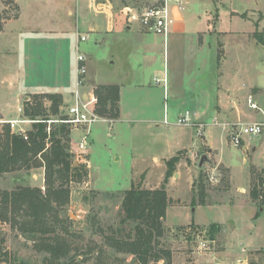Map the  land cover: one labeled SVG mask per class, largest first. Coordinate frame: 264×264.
I'll return each mask as SVG.
<instances>
[{"label": "rangeland", "instance_id": "374dc122", "mask_svg": "<svg viewBox=\"0 0 264 264\" xmlns=\"http://www.w3.org/2000/svg\"><path fill=\"white\" fill-rule=\"evenodd\" d=\"M2 1L4 5L0 9V31L4 29L5 23L19 14L17 0ZM34 1L21 0L25 8L23 21L33 13ZM123 1L130 5H138L147 0ZM118 2L122 3L121 0ZM171 9L175 19L173 28L183 25L186 30L180 33L178 38L170 35L167 43L159 42L160 58L164 49L170 56L169 71L164 79L167 82L169 78V93L163 92L162 87L166 82H163L164 71L160 69L151 75L156 73V79L159 80L158 82L152 80L155 88L147 84L126 89L130 103L134 101L135 96H137L136 103L139 104L144 105L149 98L153 99L154 103H158L153 118L160 119L161 127L158 128L154 123L147 124L146 120L150 118L152 111L147 109L148 106L145 104L143 109L129 116L133 120L134 128L137 125H150L148 128L138 132L129 126V121H120L115 124L111 135H108V130L103 128L100 130V137H97L93 130L88 136L86 154L88 162L73 160L75 166L82 165L83 176L81 178L73 176L66 186L70 188L69 202L60 206L61 221L55 226V234H51L62 237L61 239L69 243L67 256L51 260L49 252L37 248L39 241L22 233L17 226L13 227L10 221L0 220V248H3L0 251V264H131L133 262L139 264L140 261H136L133 254L120 251L111 244L112 238L124 240L126 236L134 235L135 223L122 221L125 190L132 185L144 188L164 186L171 198L164 219L165 231L153 243L156 249L170 250L171 260L162 258L155 262L154 259H150L148 264H238L239 255L236 254L242 253L241 242L248 249L254 250L248 255L246 264H264V211L259 207L262 198L254 201L255 198L251 194L257 182L256 180L254 182L253 178L252 188L250 187L245 195L251 202H245V196L237 190V186H246L248 181L246 164L243 162L246 157L247 141L258 146L257 157L263 153L261 141L254 136L242 134L244 144L235 147L231 134L229 136L231 126L224 128L222 124L211 125L212 120L221 123L225 120L221 116L216 119L215 111L218 104L221 107L226 104L228 90L232 91L233 97L238 92L249 116L256 115L258 120L262 119V112L248 107L243 97L248 93L249 87L262 88L263 92L259 96L261 102L256 100V103L264 110V0H190L184 11L175 3H171ZM73 10L72 15H68L67 11L62 12L64 25L75 27L79 15L75 7ZM217 13H219V21L217 25L215 24L217 29L228 31V34H220L217 30L215 32L209 29V25L217 21ZM86 14L91 16L92 12L87 10ZM79 28L85 30L86 27L81 25ZM50 38L52 41L61 39L64 46L62 57L68 61L69 40L64 41L61 34ZM82 45L92 57L90 66L92 79L97 80L99 76L111 79L118 75L120 70L116 71L115 65L111 64L109 45L98 47L93 34L90 40L83 42ZM14 46L13 39L0 32V132L5 124L4 120L13 116L26 117L25 106L28 103L35 104L34 94L20 93L21 90L29 91L33 86L39 87L48 81L51 82L55 71L54 63L49 64L53 68L43 64L31 67L29 41L23 44L21 51L16 52L17 61L14 62ZM49 49L50 51H44L42 47L37 52L44 51L49 56V53L53 52V49ZM221 49L225 54L223 59L219 60ZM6 50L8 53L5 52ZM114 51L117 54L115 49ZM97 53L102 59H98ZM131 80L128 79V82L131 83ZM178 93L180 95L177 96ZM196 93L197 97H195ZM175 97L183 99L176 101ZM128 98L125 105L128 104ZM39 99L44 107L49 109L50 101L44 96ZM97 102L98 98L95 95L89 106L96 113ZM208 102V111L201 114L199 109ZM66 106L63 103L60 114L51 116L52 119L64 118ZM186 111L198 112L200 121H211L204 134L217 149V154L224 163L233 165L234 193L231 189L230 192L224 189L227 180L221 182L222 174H219L220 182L211 180V175L214 173V169L211 168L216 167L215 164L198 170L200 158L197 157L193 161L187 151L179 152V155L184 163L195 165L196 171L191 174L194 178L180 176L177 167L175 173L178 174L175 177L174 173L167 179L168 182L162 178L165 169L153 160L155 156L161 159L167 155L165 149L168 136L161 138V131L168 132L169 139L174 144L176 142L178 144L186 137V146H192L190 153L197 150L205 139L196 135L193 125L177 124L179 116ZM248 121V118L243 117V122ZM26 127L31 125L27 124ZM237 129H240L239 125ZM84 134L85 129L72 130L71 142L74 146L71 143V151L78 149L76 143ZM204 151L206 148L201 150ZM212 158L214 159L213 155ZM141 168L148 169L140 174ZM220 169L222 166L218 167V170ZM200 171L202 175H199ZM59 184L58 181L56 186ZM27 185L46 191L44 165L6 172L0 176V189L12 190ZM202 188L205 202L201 201L199 195ZM257 211L260 214L256 216ZM213 223L220 225L219 230L214 233L211 232ZM224 237L228 247H233V252L230 254L232 261L227 260L228 255L222 254ZM202 241H207L209 245V248L203 251L198 250ZM257 248L260 250H256Z\"/></svg>", "mask_w": 264, "mask_h": 264}, {"label": "crops", "instance_id": "0c3cea01", "mask_svg": "<svg viewBox=\"0 0 264 264\" xmlns=\"http://www.w3.org/2000/svg\"><path fill=\"white\" fill-rule=\"evenodd\" d=\"M122 1L123 0H121V2ZM189 1L190 0H184L185 8H186V4H188ZM34 2L36 3L34 4ZM34 2L32 3L33 13H31V16L28 17V19H25V21H23L25 8L21 0H17V3L19 5L18 16L13 20L5 23L4 29L1 30L0 32L4 35H7L10 39H13V43L15 44L14 53H13L14 62L17 61L15 57L16 52L21 51L23 44L29 41L31 67H38L41 64L49 65L51 63L52 64L54 63L55 71L53 73V79L51 82L48 81L47 83L42 84L39 87L33 86L29 91L21 90L20 93L24 92V93L34 94V93L57 92L62 95L64 105L70 104L73 100V93L76 90L77 55L78 53H82L86 56V64L88 67L86 82H85V86L83 87V90L85 91V98L87 100L92 101L95 99V88L98 85H118L120 87L119 116L114 118V117L102 116L95 112L99 117V120H97L92 125H90L89 127L90 133L93 132V130H95V135L97 137H100L99 136L100 130L104 128L108 130L107 134L111 135V131L114 128L115 124L120 121L121 122L129 121V126L134 128L132 124L133 120H131L132 118L129 115H134L139 111V109H143L145 104L146 106H148L147 109H150V111H152V114L149 116L150 118L146 120L148 121L147 124L154 123V125H156L158 128L161 127L160 119L153 118L154 114H156L157 112L158 103L156 102L154 103V100L149 98L148 102L145 103L144 105L139 104L136 103L137 96H135L136 98H134V101L130 103L129 101L130 98L127 97L126 89L129 90L130 88H133L135 86L141 87L147 84L155 88L153 86L152 80H156V75H155L156 73L153 76L151 75L158 69L164 71L163 82L164 83L166 82V80L164 79H165V75L167 77V72L169 71L170 56L166 54V50L164 49L163 56L162 58H160V55L158 54L159 42L163 41L164 43H167V40L170 37V35H173V38L174 37L178 38V35L180 33L182 34L186 30L183 25L179 26V28H175V29L173 28L166 40L162 35L143 31L142 29H140L139 25L137 24H131V25L125 24L122 18L123 16L120 14V10H119L120 8L126 5H129L124 1L120 4L118 0H35ZM3 5H4L3 1L0 0V9L1 7H3ZM100 5L104 7L103 11L100 9L101 8ZM73 7H75L76 12L79 15V18H77L75 27H71V25L66 26L67 24L64 25L62 21L63 18L62 12L65 13V11H67L68 15H72L74 13ZM43 10H45V12ZM87 10H90L93 15L91 14V16H88L86 14ZM217 14H218L217 21L214 24H210L209 29H213V31L215 32L217 30L219 31L220 34H228L229 33L228 31H222L217 29L216 23H218L219 21V13ZM80 17H81V21H80ZM210 18L211 17H209V19ZM81 25L86 27L85 30H80L79 27ZM90 33L94 35L98 47L103 46L104 44L106 46L107 45L110 46L111 64L115 65L117 69L116 71L120 70V72L116 77L113 76V78L110 79V78H105L104 76H99L97 77V80L92 79L90 75V66L92 62V57L91 54L85 51V47L82 45L83 42L85 41L87 42L90 40L91 37ZM56 34L58 35L61 34L63 36L64 41L69 40V43H67V45H69L70 48L68 61L67 59L62 57V49L64 46L62 45L63 42L61 41V39L52 41L50 38L51 36H54ZM80 35H86L87 40L81 41ZM42 47L44 51H50L49 48H51L53 49V52H50L49 56L44 51L37 52V50ZM35 49H36V53H34ZM114 49L117 51V54L114 51ZM120 50L121 52H119ZM220 51L221 52L219 53V60H222L225 52L222 49ZM5 52L8 53V50H6ZM5 52H3L4 55ZM38 53H45V54L40 55ZM97 57L98 59L100 58L102 59V56L99 55L98 53H97ZM62 66L63 68H61ZM136 67L138 69H136ZM50 68L53 67L50 66ZM19 77L22 78V76ZM128 79H132L131 80L132 82L131 83L128 82ZM162 88H163V92L167 91L169 93V89H170L169 78L167 79L166 84L163 85ZM160 90L162 89L160 88ZM261 92H263V89L260 87L248 88V93L246 94L245 97H243L244 100L246 99L248 107H251L248 102V98L250 95H252L253 100L255 102L256 100L261 102L259 97ZM178 95H180V93H178L177 96ZM197 96L198 94L196 93L195 97ZM127 98H128V104L125 105V103H127ZM180 99L183 98L178 99L175 97L176 101L178 100L182 101ZM208 108H209V102L203 105L199 109V111L201 114H205L208 111ZM252 109H257L260 112H262V119H264V110L260 109V107L259 109L258 108H252ZM195 113L197 114L196 120L200 121V119H198L199 113L198 112ZM215 114H216L215 117L216 119L218 116H221L225 120L222 123L219 122L218 120H212V122L210 121L211 125L222 124L224 128L231 126L229 136L230 134L234 133V130L236 131L238 130L233 125L238 122H243V117L248 118L249 119L248 122L259 121L256 118V115L249 116L246 113L244 105L243 103H241V98L238 95V92L233 97L232 91L230 90H228L226 94V104H224L222 107L220 106V104H218L217 111H215ZM12 118L15 117L13 116ZM201 122L205 124V129L207 125L210 124V122H206L202 120ZM177 124L180 125L179 123ZM149 126L137 125L135 126L134 130L140 132L141 130L148 128ZM73 129L74 128H72V130ZM82 129H85L86 131L87 128H82ZM195 132H196V127H195ZM167 136L168 139L166 141V149H165L167 155L161 157V159L157 156L153 157V160H155V162H157V164L161 166V168L165 169L163 170L164 172L162 176L163 179H165L166 172L168 169L167 161L175 156L179 157L178 162H176L175 164V170L177 167L178 172H180V176L183 175V177L184 176L189 177V179L194 178V175L191 176V174H194V172L196 171L194 168L195 165H189L188 163H184V160H182L181 156L179 155V152L187 151V153L189 154V156L192 158L193 161H195L197 157L200 158L197 165L198 170H202L203 168H205V166L207 167L209 165L211 166L212 164H215L216 167H212L211 169L212 170L214 169L213 175L216 176V180H212V181L220 182L219 174H222L221 182L224 183V181L227 180V184L225 185L224 189L228 191L231 189V191H233V187H232V183H234L233 165L230 164L228 165L224 163L222 158L218 156L217 149H215L212 142L208 141V139L205 137V134H204L205 139L201 143L202 145L197 150L192 151L191 153L189 152V150L192 148V146L190 147L186 146V142H185L186 137L182 138L178 144L177 142L174 144L169 139L168 132H166L165 130L161 131L160 134L161 138H165ZM78 142L76 143V147ZM71 143L73 145V142ZM243 144H244V140H243ZM203 148H206V151L201 152ZM245 151H246V157L244 158L243 162L246 164V175L248 181L246 186L245 185L237 186V190L240 194L245 196L248 192V189L252 186V182L254 178V182L256 180L257 183L255 184V186L253 185L254 188L252 189L251 194L253 195L254 189L257 190L259 196L257 198L253 196L255 198L254 201H256V199L258 198L260 199V197L262 198V193L264 190V148L262 146L263 153L260 155V157H257L256 155L258 151V146L253 145L252 143L247 141ZM205 154L207 155L208 158L207 160H205L206 162L204 161V163L201 165L200 163L201 158ZM212 155L214 156V159L212 158ZM220 166H222V169L218 170V167ZM143 170L144 169L141 168L140 174L146 171ZM201 172L202 171H200L199 175H202ZM177 174L178 173H175L174 177ZM133 177L136 176L133 175ZM169 182L172 183L173 181H169ZM157 187L159 186L157 185L154 187H147V188H157ZM234 192L235 191H233V193ZM245 202H251L248 200V196H245ZM259 207L261 208L262 211H264V206L260 205ZM223 241H224L223 242L224 248L222 250V254L228 255L227 257L229 259L227 260L232 261L230 254H232L233 252V247L232 246L228 247V245L226 244L225 237ZM240 250L242 253L236 254L239 255L238 256L239 259L237 258V263L246 264L248 262V255H250L251 252L254 250L248 249L242 242H241ZM256 250H260V248H257ZM218 264H223V263H218Z\"/></svg>", "mask_w": 264, "mask_h": 264}, {"label": "trees", "instance_id": "16d2710c", "mask_svg": "<svg viewBox=\"0 0 264 264\" xmlns=\"http://www.w3.org/2000/svg\"><path fill=\"white\" fill-rule=\"evenodd\" d=\"M261 41L263 39L261 38ZM98 98L96 111L99 115L108 117L119 116L120 87L118 85H98L95 88ZM44 96L50 101L46 109L39 99ZM35 104L25 106L24 115L34 119L28 131V139L21 134L12 132L5 123L0 132V176L6 172L21 169H32L45 166L46 191L39 187L18 186L12 190L0 189V220L10 221L30 238L39 243L37 248L50 253L51 260H58L67 256L69 243L55 234V226L59 219V208L69 202L70 188L66 187L73 176H83L82 165L75 166L71 152L70 125L63 122H52L48 132V120L51 116L60 114L63 97L60 93H34ZM63 118V117H59ZM70 126V127H69ZM179 157L175 156L167 161L165 180L174 174L175 164ZM60 182L56 186L57 182ZM168 182V180L166 181ZM201 201L205 202V193L202 188L199 192ZM253 196L259 194L254 189ZM261 203H264V190ZM171 198L167 189L144 188L132 185L125 190L122 208V221L135 223L134 235H128L123 240L112 238V245L120 251H126L135 256L139 264H148L150 259L155 262L162 258L171 260L172 252L168 249H156L153 243L165 231L164 219ZM262 205V204H261ZM258 211L256 215H259ZM220 225L213 223L211 232L219 230ZM214 239V237H213ZM3 248H0L2 251ZM131 264H136L135 262Z\"/></svg>", "mask_w": 264, "mask_h": 264}, {"label": "built area", "instance_id": "2783aa9c", "mask_svg": "<svg viewBox=\"0 0 264 264\" xmlns=\"http://www.w3.org/2000/svg\"><path fill=\"white\" fill-rule=\"evenodd\" d=\"M171 3H175L181 10L185 9V3L183 0H147L146 2L138 5H126L120 8V14L123 16L125 24H137L140 29L146 32L156 33L162 35L166 40L175 24V19L172 15ZM100 9L103 11L104 7L100 5ZM80 40H87L86 35H80ZM88 73V67L86 64V56L82 53L77 55V81L76 90L73 93V100L66 106V115L62 119H49L48 132L51 130L50 124L52 122H63L71 126V128H87L85 134L82 136L77 144L78 149L72 150L74 160L78 162H88L86 158L88 147V136L90 134V125L99 120L97 114L90 108L91 101L85 98V86L86 76ZM158 82L159 80L156 79ZM248 102L252 108H258V104L253 100L252 95L249 96ZM197 114L195 112L190 113L186 111L178 118L180 125H193L196 127V134L198 137H204L205 124L199 120H196ZM36 121L29 117H17L4 120L10 126L12 132L21 134L24 138L28 139V131L31 125ZM240 129L236 133L231 134L233 145L240 147L243 144L242 134H246L250 137L254 136L260 139L264 148V119L252 122H238L233 126ZM211 180H216L215 175H211ZM263 197V196H262ZM198 250H206L209 248L207 241H202L198 247Z\"/></svg>", "mask_w": 264, "mask_h": 264}, {"label": "water", "instance_id": "95a60500", "mask_svg": "<svg viewBox=\"0 0 264 264\" xmlns=\"http://www.w3.org/2000/svg\"><path fill=\"white\" fill-rule=\"evenodd\" d=\"M207 158H208V157H207L206 154L202 156V158H201V162H200L201 165L204 163L205 160H207Z\"/></svg>", "mask_w": 264, "mask_h": 264}]
</instances>
